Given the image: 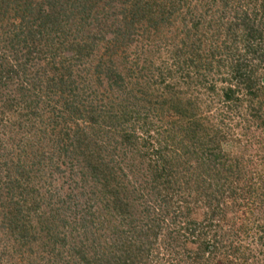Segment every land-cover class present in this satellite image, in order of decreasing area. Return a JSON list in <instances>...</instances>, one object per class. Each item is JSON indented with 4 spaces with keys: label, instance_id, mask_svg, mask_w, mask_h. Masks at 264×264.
I'll return each mask as SVG.
<instances>
[{
    "label": "trees",
    "instance_id": "trees-1",
    "mask_svg": "<svg viewBox=\"0 0 264 264\" xmlns=\"http://www.w3.org/2000/svg\"><path fill=\"white\" fill-rule=\"evenodd\" d=\"M230 1L0 0V126L8 135L0 134V264L22 258L37 264L40 248L55 257L46 261L51 264H150L152 252L167 239L182 244L188 255L196 248L188 264H264V219L258 218L264 214V185H254V193L234 202L237 188L224 189L244 163L222 150L230 136L247 147L264 135V0L236 6ZM23 19L26 30L14 32ZM177 25L182 30L173 32ZM93 28L110 38L102 41L93 75L85 71L84 79L75 70L92 58ZM204 28L225 35L224 41L203 42ZM54 32L58 44L49 38ZM3 35L11 37L5 41ZM133 43L147 47L135 52L150 57L145 64L138 57L133 61L143 71L137 79L163 91L160 109L166 108L168 117L160 123L140 116L135 105L142 89H120L123 107L106 93L99 95L103 86L97 81L117 72L118 63H131L126 54ZM158 54H165L164 70H155ZM37 59L50 73L38 72L42 81L32 69ZM157 72L161 82L153 80ZM220 73L228 87L218 91L207 82ZM192 85L200 89L196 97ZM201 90L216 96L215 114L203 104ZM108 97L112 111L100 106ZM71 116L88 129L64 124ZM137 129L146 138L138 139ZM77 142L79 150L72 154ZM124 144L134 149L118 153ZM129 155L132 161L126 162ZM75 157L79 162H72ZM68 169L78 177L77 193L64 198L55 181ZM145 192L162 199V214L147 213ZM182 192L202 203V220H195L190 208L178 214L179 202L191 203ZM162 217L172 222L165 232L156 223ZM252 238L254 245L246 244Z\"/></svg>",
    "mask_w": 264,
    "mask_h": 264
},
{
    "label": "rangeland",
    "instance_id": "rangeland-1",
    "mask_svg": "<svg viewBox=\"0 0 264 264\" xmlns=\"http://www.w3.org/2000/svg\"><path fill=\"white\" fill-rule=\"evenodd\" d=\"M241 2H246V0H241V1L240 0H231L230 4L233 6H236L237 4H240ZM6 6L12 8L14 5L6 4ZM243 7L245 8V11H250L251 13L255 10V9H251V8L248 9L247 8L248 6H243ZM216 11L217 10L214 9V12H216ZM43 16H45V15H43ZM39 20L40 19H38V21ZM25 21H26L25 19L18 21L16 23L17 25H16L15 30L12 28L14 30V32L19 33V32L25 31L26 27H23L21 29V27ZM34 21H36V20H34ZM34 21L32 20V27L34 28V30H37L38 26L35 24ZM178 21H179V19H178ZM178 21L177 20L174 21V24L176 22L178 23ZM258 21L259 20H257L256 23H258ZM21 22H22V24H21ZM205 22H208V19ZM89 24H86V27H89ZM191 27H192V25H191ZM93 29L95 30V32L97 34L92 39V42L90 43V47H89V48H91L92 58L89 60L85 59L84 63L80 61L77 65V70H75L76 74L78 76H81L84 79H86L85 71L88 72L90 70V71H92V75H93V68H95L94 66H95L96 62L101 58V55H102L103 50H104L105 44L104 43L102 44V41H103V39H106V38L109 39L110 38V36H108L106 34V32H107L106 30H105V32L102 30H99V32H98V31H96V28H93ZM181 30H182V25H177V28H175L173 32L181 31ZM203 32H204V37L202 38V41L208 43L209 45H213L216 42H219V44H220L221 41L223 42L225 39V35L223 37H219V36L215 35V33H208V34L205 33L206 32L205 28L203 29ZM10 37H11L10 35H3L1 37V39L7 41ZM49 38H50V40L54 39L55 43H57V44L59 43L58 35H55V32L52 33L51 36H49ZM42 42H44V41L42 40ZM140 47H141V49H143V48H146V50L148 49L147 47H143L139 43H133L131 48L129 50H127V54H126V55H128V57L130 59H132L131 63L128 64L127 61L125 62V64L118 63L119 66H118V70H116L117 72L109 73V76L106 78V81L103 80V81H101V83L99 80L97 81V83L102 84V86H103V89H102V91H100L99 95L101 93L102 94L106 93L112 99H114V101L120 103V104H118V106L120 105V107H123L124 102H122V100H125V98L121 97V96H124V94L120 93V89L124 90L126 92H129V93H134V92L136 93V90L142 89V90H144L142 94L137 93V97H136L137 99L136 100L139 101V103L137 105H135L136 108L141 109V111H139V112H141L140 116L142 118H145V119H152L153 123H156V122L160 123L161 122L160 118L168 117L167 113L165 112L166 108L160 109L164 105V103L162 101H165L164 98L160 99V96H164L163 91H161L160 87H150L149 85H151V84H149L148 80H144V79L138 80L137 79L139 77V75L141 74V73H139V71H141V70H140V68H138L136 63L133 61L135 60V58L138 57V58H141L142 64H145L144 61L148 60L150 58L147 55L140 56L137 52H135L136 49L137 48L140 49ZM118 54H120V53H118ZM65 56H69L70 58H72L71 54H69V53L66 54ZM164 57H165V54L163 56H161L159 54H158V56H155L154 62L157 64V66L155 64V66H156L155 70L159 69L160 67L164 70V63H163ZM105 59H108V58H105ZM32 66H33L32 69H37V70H35V73H34V77H35L36 81L45 80V79L40 78L39 73L41 75L50 76V73L46 72V69L44 68V64H43L41 59L40 60L37 59V61H34L32 63ZM134 67H136V68H134ZM47 69L51 70V66H48ZM141 72H143V71H141ZM158 73L159 72H157L155 74V76H154L155 79L153 78V80H155L156 82H161V81H159ZM143 74L148 75L146 73H143ZM119 75L122 77L123 81L119 80ZM224 77L225 76L223 75V73H220V75H216V74L211 75V80L210 79L208 80L207 85L215 86L216 89H218V91H220L222 88H227L228 86H226V85H224V83H222L223 82L222 78H224ZM230 80H231V77H230ZM48 81H49V78H48ZM45 82H42V83H45ZM203 82H204V85L206 86V83L204 80H203ZM194 87H196V88H194ZM96 90L98 91L99 88L98 89L96 88ZM191 90L192 91L190 92V94H192V96H194V97H196L197 93L200 92V89H198V87L194 86V85H192ZM109 92H111L115 95L110 94ZM203 93L204 92L202 91V94ZM207 94L208 93L203 94L204 95L203 96V102H204L203 104L206 103V107L211 110V114H215L216 113L215 109H219L218 103H217V98L215 95L209 96V94L208 95ZM110 97H108V100L102 99V102L103 103L105 102L107 104L100 105L97 102V104H95L94 106L99 109V105H100V106H103L105 109H109L112 111L113 109H115V106L111 104L112 100ZM127 105L131 106V103H128ZM58 106H60V105H58ZM60 108L62 109V107H60ZM212 108H213V111H212ZM128 109H131L132 111H137V110L133 109L132 107H128ZM63 122H65V120H63ZM72 122L76 123L80 127L83 126L85 129H88V127H89L88 123H86L85 121H78V119L76 117H73V116H71L64 124L68 123L70 125ZM5 123H8V122L5 121ZM142 124H141V126H142ZM73 130L76 131V133L79 132L78 128H76V127H73ZM134 133H136V136L138 137V139L146 138L145 137L146 135L144 134L145 132L142 131L141 129L135 130ZM0 134H2V135L5 134L6 138L8 139V135H7L5 127L0 126ZM75 134L73 135V137L75 136ZM239 134H240V132H239ZM154 138L155 139L157 138L156 133L154 134ZM230 138L231 139L228 142H225L222 145V150L225 154L230 155V157L233 159L239 158L244 163L243 164L244 167L233 170L232 175L229 177L228 183L226 184V187L224 190H226L227 188H231V189L237 188L236 193L239 195V198L234 202H238L242 199L243 196L245 197L248 193L249 194L254 193V190L252 188L254 185H255V189H257L256 188L257 185H259L260 187H262L264 185V135L263 134L259 135V138H260L259 143L254 142L253 144H251L247 147L243 143L239 142V139H236L237 137L230 136ZM120 140L122 141V139H120ZM139 144H140V142H139ZM141 144L143 145L142 142H141ZM141 144H140V147H142ZM78 145H79L78 142L73 143L71 145L72 147H70V148L72 150V154H76L78 152V150H79ZM133 149L134 148L132 145L127 146V144H124L122 147H120L118 149V153H122L124 151L129 152V151H132ZM76 158L77 157H75L72 160V162L73 161L79 162V159H76ZM125 161L126 162L132 161L130 155L127 156ZM137 161H138V157H136V159H134V161L132 162L131 168H133V165H136ZM150 163L152 165H154V163L151 160H150ZM245 165H246V167H245ZM133 169H135V168H133ZM237 173H241L243 177L240 175H237ZM56 176L57 177L59 176V180L55 181V186L58 190V196L59 195L61 196L63 194L64 198H68V196H67L68 194L73 193V195H74L75 193H77V192L73 191V188L75 187L76 182L78 181V177L77 176L72 177L69 174V169L67 171H65L63 174L57 173ZM258 176H261L263 178V180H262L263 184L262 185L260 183L256 182L259 178ZM238 177L241 179L239 181H236V179ZM144 197H145L144 201L147 202V205H148V208L146 209L147 213H152L151 214L152 217L157 215L158 212H160L159 214H162V210L160 209L159 206L164 207V208L166 207L163 205L164 203H162V199H159V202H158V199H156V196L154 194H151L150 198H149V195H147L146 192L144 194ZM181 197L188 199V201H190L191 203L189 204V206H187L185 204V202H182V201L179 202L178 203L179 210L177 211L178 214L183 212V211H186L187 208H190L189 209L190 211L192 209V212L190 213L191 216L193 215L195 220H202L203 214H205L204 209H203L204 207H203L202 203H197V202L195 203L196 196L194 197V199H192L191 197H189V194L187 195L184 192H182ZM182 198H180V199H182ZM263 211H264V209H263ZM229 213H230V211H229ZM232 213H233L232 214V216H233V215H235L236 212L232 210ZM245 213H246V211H242L243 215ZM258 218L262 221L264 219V214L260 215ZM156 223L160 224V226L163 227V230L165 232L166 227L171 225L172 222H171L170 218L162 217V218L157 219ZM58 232H60V229L58 230ZM64 233L70 234L71 230L70 229L66 230ZM44 242H45V244H51L52 241L49 242V241L45 240ZM179 242L182 243V241H179ZM246 244H253L254 245V238H252ZM179 245H182V244H179V243L176 244V242L172 243L171 240H169V239H167L164 243L158 244V247L151 254L150 264H188V262L192 263L193 257H194L193 253L195 252L196 248H194L193 246H192V248L189 247L190 248L189 249V252H190L189 255L192 257L191 258L187 254V251L185 250L186 248L185 247L181 248V247H179ZM85 246H87V245H85ZM85 249H86V247H85ZM168 249H171V251L169 253L167 252ZM26 252H27L26 250H23L22 252L20 251L18 256H21V255L25 254ZM46 252H48V251L43 249V248H40L38 250V256H41V257L36 259L38 261L37 264H51L50 262H46V261H49V260L52 261L55 259V257H49V254ZM87 252H88V250H86V253ZM33 254H35V253H33ZM99 256L102 257L101 254ZM185 259H187V262H184ZM17 261H18V263H21V264H27L25 258H22V260L19 259ZM218 262H220V264H221V261H218Z\"/></svg>",
    "mask_w": 264,
    "mask_h": 264
}]
</instances>
